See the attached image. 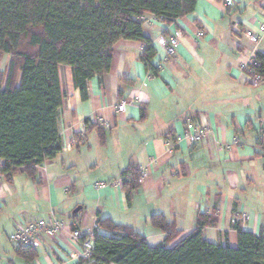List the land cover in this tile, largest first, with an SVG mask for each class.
Instances as JSON below:
<instances>
[{
  "label": "crops",
  "instance_id": "obj_1",
  "mask_svg": "<svg viewBox=\"0 0 264 264\" xmlns=\"http://www.w3.org/2000/svg\"><path fill=\"white\" fill-rule=\"evenodd\" d=\"M234 2L197 0L174 23L146 13L143 29L157 50V76L143 61V43L133 39L115 43L111 68L88 81L87 99L71 67L60 65L62 151L33 175L20 171L7 180L0 173V264H93L67 232L46 237L37 257L26 261L10 239L20 220L56 217L66 231L88 232L110 218L151 245L165 240L150 223L155 213L175 222L179 239L200 214L216 219L204 230L215 244L236 246L239 227L264 232V83H247L241 69L253 46L246 33L264 21V0ZM175 29L182 31L180 44L165 61L156 40H168ZM259 51L264 55V38ZM7 63L0 57V70ZM189 124L206 127L207 137L191 143ZM131 164L148 173L129 199L121 178Z\"/></svg>",
  "mask_w": 264,
  "mask_h": 264
},
{
  "label": "trees",
  "instance_id": "obj_2",
  "mask_svg": "<svg viewBox=\"0 0 264 264\" xmlns=\"http://www.w3.org/2000/svg\"><path fill=\"white\" fill-rule=\"evenodd\" d=\"M196 5L197 0H0V57H8L7 67L0 70V159L4 160L0 173L7 180L20 171L33 175L37 165L62 151L60 65L71 67L74 85L87 99L88 81L110 70L115 43L133 39L143 43V61L157 76L159 69L152 64L157 50L144 32L145 14L174 23ZM258 58L264 65V55L259 53ZM140 168L131 164L123 172L129 199L139 187ZM150 223L165 234L163 243L151 245L135 228L99 219L97 226L111 233L95 235L88 261L264 264V232L239 227L238 243L231 246L204 237L205 228L216 223L207 214H200L196 227L180 239L175 222L162 213L151 215ZM16 252L28 262L38 255L33 248L16 247Z\"/></svg>",
  "mask_w": 264,
  "mask_h": 264
},
{
  "label": "built area",
  "instance_id": "obj_3",
  "mask_svg": "<svg viewBox=\"0 0 264 264\" xmlns=\"http://www.w3.org/2000/svg\"><path fill=\"white\" fill-rule=\"evenodd\" d=\"M227 6H232L234 0H225ZM144 21L145 18H144ZM162 21V20H161ZM247 38L252 43V49L249 51L248 60L245 62L241 69L244 74L247 83L258 86L264 83V65L258 58L259 46L264 38V21L258 26L256 30H251L246 33ZM182 37V31L180 29L173 30L168 40L159 37L156 42L163 46L165 49V61L172 59L180 44ZM259 68V70H258ZM126 102H121L118 105V111L123 113L126 109ZM209 130L201 126L197 130H194L192 125L189 124L185 130V138L191 143H200L208 135ZM141 176L139 181L147 176V169L141 167ZM124 177L121 178L123 182ZM99 187H104V184H99ZM102 229L97 225L91 231L84 232L80 228H74L70 231L65 230V224L62 220L53 217L51 220H39V221H24L20 220L17 228L11 233L10 239L16 247L39 249L44 245L46 237L55 238L58 233L67 232L72 240L81 244L84 255L86 258L91 256V253L95 246V235L100 234Z\"/></svg>",
  "mask_w": 264,
  "mask_h": 264
},
{
  "label": "water",
  "instance_id": "obj_4",
  "mask_svg": "<svg viewBox=\"0 0 264 264\" xmlns=\"http://www.w3.org/2000/svg\"><path fill=\"white\" fill-rule=\"evenodd\" d=\"M78 210H79V208H77V209L75 210V213H77V212H78Z\"/></svg>",
  "mask_w": 264,
  "mask_h": 264
},
{
  "label": "rangeland",
  "instance_id": "obj_5",
  "mask_svg": "<svg viewBox=\"0 0 264 264\" xmlns=\"http://www.w3.org/2000/svg\"><path fill=\"white\" fill-rule=\"evenodd\" d=\"M41 249V248H40ZM39 250V249H38Z\"/></svg>",
  "mask_w": 264,
  "mask_h": 264
}]
</instances>
